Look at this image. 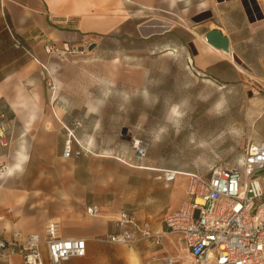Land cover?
I'll list each match as a JSON object with an SVG mask.
<instances>
[{"label":"crops","instance_id":"1","mask_svg":"<svg viewBox=\"0 0 264 264\" xmlns=\"http://www.w3.org/2000/svg\"><path fill=\"white\" fill-rule=\"evenodd\" d=\"M210 2L0 0V141L7 142L0 143V165L8 168L0 171V235L36 233L44 238L48 222L57 223L61 237L86 240L85 256L63 264H166L167 257L183 254L176 235L161 244L141 241L131 246L94 240L115 231L113 220L122 211L163 231L164 216L186 198L188 171L137 161L129 144L104 150L93 121L85 119L96 115L100 104L89 102L77 109L73 103L56 101V93L47 104L41 81L54 70L45 52L49 44L60 49L64 44L83 47L108 36L154 35L167 27L164 20L182 16L189 4ZM12 35L20 47H14ZM74 119L83 121L77 136L91 152L65 160L60 157L62 124ZM163 170L180 174L165 182ZM88 207H97L98 214L88 215ZM185 263L182 259L173 264ZM0 264L23 261L13 256Z\"/></svg>","mask_w":264,"mask_h":264},{"label":"rangeland","instance_id":"2","mask_svg":"<svg viewBox=\"0 0 264 264\" xmlns=\"http://www.w3.org/2000/svg\"><path fill=\"white\" fill-rule=\"evenodd\" d=\"M164 22L154 35L108 36L91 50L69 45L47 53L54 65L41 81L47 104L53 93L77 109L99 103L85 119L104 150L140 138L148 143L144 160L163 167L207 175L238 165L246 145L264 142V0L189 4ZM212 29L229 37L243 64L206 46Z\"/></svg>","mask_w":264,"mask_h":264},{"label":"built area","instance_id":"3","mask_svg":"<svg viewBox=\"0 0 264 264\" xmlns=\"http://www.w3.org/2000/svg\"><path fill=\"white\" fill-rule=\"evenodd\" d=\"M13 45L20 41L12 35ZM63 50H69L64 44ZM59 51L54 45L45 46L46 53ZM53 88V83L48 82ZM84 128L80 119L62 124L64 137L62 159L78 158L91 152L88 144H80L77 131ZM6 145V141H0ZM77 145V147H75ZM134 158L143 162L147 141H131ZM238 165L215 166L207 175L188 172L185 176L186 198L180 207L163 218L165 229L154 231L147 221H138L122 211L114 218L115 231L94 240L131 246L149 241L161 244L166 237L176 235L183 243L185 257L193 264H264V142L250 143L243 149ZM0 167V171L5 170ZM179 171L163 170L165 182H172ZM88 215L98 214L97 207H88ZM42 248L45 249L43 252ZM86 240L65 238L58 234L57 223L48 222L45 237L36 233L0 235V260L21 257L23 264H63L71 258L84 257ZM178 253L167 257L166 264L181 262Z\"/></svg>","mask_w":264,"mask_h":264},{"label":"water","instance_id":"4","mask_svg":"<svg viewBox=\"0 0 264 264\" xmlns=\"http://www.w3.org/2000/svg\"><path fill=\"white\" fill-rule=\"evenodd\" d=\"M222 1V0H219ZM244 10L250 22L254 21V17L252 16L250 10L247 8L246 4H243ZM262 15L258 18L260 19ZM200 21V20H197ZM206 42L211 45L212 47L221 50L223 52L229 53L230 52V39L228 36L223 35V33L218 29H212L206 32L205 34ZM95 46V43H91L88 47V50H91ZM232 59L236 61L238 64H243V62L232 52L231 53ZM121 136L126 138V129L121 131Z\"/></svg>","mask_w":264,"mask_h":264},{"label":"bare ground","instance_id":"5","mask_svg":"<svg viewBox=\"0 0 264 264\" xmlns=\"http://www.w3.org/2000/svg\"><path fill=\"white\" fill-rule=\"evenodd\" d=\"M204 42H205V44H206V46L210 49V50H213L214 52H216V53H220V54H224V55H228L230 58L232 57L231 56V53L233 52L231 49H230V52L229 53H226V52H223V51H221V50H218V49H216V48H214V47H212L211 45H209L207 42H206V40L204 39ZM114 62H118V60L116 59V60H114ZM205 120V119H204ZM208 120V119H207ZM206 120V121H207ZM203 125V124H202ZM211 132V131H210ZM5 170H8V168H5ZM4 170V171H5ZM6 172H8V171H6ZM2 175V174H1ZM190 264L189 262H186L185 264Z\"/></svg>","mask_w":264,"mask_h":264}]
</instances>
